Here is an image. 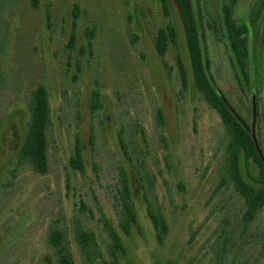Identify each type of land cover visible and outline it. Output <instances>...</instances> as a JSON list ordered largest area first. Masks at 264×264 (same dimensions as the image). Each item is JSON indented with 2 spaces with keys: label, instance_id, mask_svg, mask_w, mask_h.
Instances as JSON below:
<instances>
[{
  "label": "rangeland",
  "instance_id": "rangeland-1",
  "mask_svg": "<svg viewBox=\"0 0 264 264\" xmlns=\"http://www.w3.org/2000/svg\"><path fill=\"white\" fill-rule=\"evenodd\" d=\"M193 1L201 10L214 85L250 121L254 86L247 88L238 78L223 37L227 0ZM167 3L168 16L159 0H41L38 10L29 0H0V264H53L45 240L55 222L75 264H85L74 242L76 226L96 236L102 258L94 264H264V209L244 225L242 200L224 174L221 121L192 84L174 1ZM74 14L76 39L69 44ZM233 18L248 29L253 63L263 67L264 0H236ZM168 25L178 43L160 57L154 42ZM177 56L188 73L184 93ZM40 85L48 90L51 110L45 175L16 163L30 94ZM96 90L103 108L91 115ZM159 109L164 125L158 123ZM120 130L134 172L119 148ZM76 135L82 173L69 165ZM261 145L264 156L263 139ZM125 171L139 226L129 236L117 226L116 190ZM147 207L166 221L161 245ZM102 218L123 240L124 252L115 257Z\"/></svg>",
  "mask_w": 264,
  "mask_h": 264
},
{
  "label": "trees",
  "instance_id": "trees-1",
  "mask_svg": "<svg viewBox=\"0 0 264 264\" xmlns=\"http://www.w3.org/2000/svg\"><path fill=\"white\" fill-rule=\"evenodd\" d=\"M184 35V42L189 59L192 84L204 102L214 110L223 127L226 137L224 147L225 163L224 174L232 189L242 200L244 225L251 224L259 211L264 209V156L262 139L264 140V66L253 63V53L249 49L247 37L248 29L245 25L237 27L233 18V9L236 0L224 1L222 6V24L224 39L228 44L238 78L245 87L254 86V112L250 121L244 120L222 96L214 85L209 73L203 49V36L201 34V10L195 8L193 0H173ZM160 5L167 13V0H159ZM34 10L40 8L41 0H29ZM78 14H74L73 32L69 44L75 42V28ZM178 43V35L172 25L161 28L155 38L154 47L160 57H164L170 47ZM89 46L91 42L88 41ZM176 68L179 74L181 91L188 88V73L181 56H177ZM250 79V80H249ZM103 108L102 97L98 90L93 91L89 101L91 115ZM28 121L24 140L16 156L18 165L27 164L38 175H45L48 170L47 162V132L51 124V110L49 93L45 86L40 85L30 94L28 104ZM158 123L164 125L161 109L158 110ZM254 123V124H253ZM73 154L69 165L75 172L84 171V158L81 140L78 135L74 139ZM117 142L125 160L130 163V157L123 138V132H117ZM164 142V140H163ZM250 166L256 170L252 173ZM129 167L133 169L130 164ZM134 170V169H133ZM132 170V171H133ZM134 172V171H133ZM136 175V174H135ZM137 176V175H136ZM117 226L119 232L129 236L133 228L139 229L137 214L132 201V186L128 172H122L117 190ZM147 217L155 233L156 241L163 244L168 233L166 221L160 211L147 207ZM102 222L108 231L111 240V254L115 257L117 252H124V243L120 233L107 221ZM264 251V234H263ZM46 245L51 251L53 264H75L69 250L66 234L57 222L53 223L46 234ZM74 242L81 260L85 264H94L102 258V252L93 232L86 231L80 226L74 230Z\"/></svg>",
  "mask_w": 264,
  "mask_h": 264
}]
</instances>
